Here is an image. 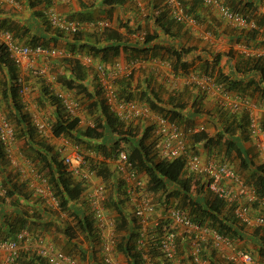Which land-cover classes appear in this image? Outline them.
I'll list each match as a JSON object with an SVG mask.
<instances>
[{"label":"trees","instance_id":"16d2710c","mask_svg":"<svg viewBox=\"0 0 264 264\" xmlns=\"http://www.w3.org/2000/svg\"><path fill=\"white\" fill-rule=\"evenodd\" d=\"M16 1L22 2V0ZM125 1L105 0L110 5ZM223 1L233 10L242 13L249 19L251 18L244 12V9L238 8L237 5L230 2L233 0ZM48 3L50 4L51 0H48ZM250 3L253 4L252 1ZM184 5L188 14L193 16L196 21H201L197 15L192 13L191 9H188L185 0ZM33 14L35 19L20 24L3 17L4 12L0 8V28L12 31L15 37L20 42L22 41V43L32 46L38 44L46 45L44 35L48 34L50 28L53 27L49 23L45 13L37 9ZM254 16H258L256 19L251 18L257 22V27L250 29L233 27L231 30L232 42L264 48V13ZM170 17L172 23H181L171 15ZM44 18H47L48 23H45L46 20ZM33 28V33H31ZM117 36L118 34L109 31L108 28L102 31L101 34H96L97 39L95 43L81 42L83 40L82 32L70 36L75 41L71 49H69V52L73 56L63 59L68 64L69 75L61 78L63 81V87H61L73 93L74 96L76 95L75 97L77 99H79L77 96H80V99L83 98L84 101L91 99L92 104L99 108L100 117L95 124L88 125L84 130L80 131V117H70L65 112L59 98L54 94L51 88L52 86L47 87L42 83L40 88L43 93L42 96L45 95L46 99L55 108L53 114L54 121L51 122L55 137L59 138L63 135H69L75 136L78 140L82 141L86 140L89 142L98 140L99 143L96 145V149L99 155L102 154L105 158L127 149L131 161L137 167L138 171L146 177L147 192L153 196V201L157 197L158 204L173 203L178 207L189 210L193 220L200 223H207L217 228L221 233L228 235L231 239L239 243L241 248L251 252L260 262L264 263V227H247L243 224L234 213L235 204H228L223 199L211 193L201 176L188 173L184 157L169 159L161 156L159 142L156 137H153L152 126L145 129V134L142 137H138V133L135 131V125L126 124L119 120L109 109L102 94L101 86L99 88L102 97L100 101H97L95 94L89 89L86 79L88 77V70L91 68L88 69L83 65L78 55H91L95 60L99 58V62L112 65V63L117 62L115 58L122 52V47L124 49L126 48V46L121 47V45L112 41ZM54 38L56 39L55 36ZM153 38L147 36L145 43H150ZM103 39L108 40L106 45L101 44ZM159 46H134V51L127 58L130 61L135 59L147 60L149 58H159L163 62H166L165 54H168L173 59L170 64L173 72L177 75H188L192 70H195V72L202 71L215 77L225 89L231 92L234 91L245 97H250L249 94L252 95L258 92L262 101H264L263 57L250 56L239 52L235 54L231 52L233 50L231 48L226 55L228 56L227 62H230L237 75L236 78H232V74L225 73L221 67L217 70L223 59V53H217L213 55L212 59L205 60L204 63L194 66L196 65L195 60L189 62L184 59V56L191 49L182 48L178 50L168 47L164 48L166 50L163 52L162 47ZM197 58H200L199 60L203 59L202 57ZM0 69L5 74L3 76H6L3 79V89L0 96L11 101L13 104L14 121L7 117L15 125L17 138H23L28 147L34 151V155L29 156H32L37 163L40 162L43 164L39 167L35 163L36 166L43 172H45L43 168L48 170L47 176L49 177L52 190L60 202L61 210L68 218L76 221V226L69 224L63 228L64 239L61 250L76 259V255L81 253L82 256H79L82 259H86L88 262L90 260L93 263L97 257H100V249L96 248V244L100 246L97 224L90 211L88 213L87 208L76 205L81 200L84 187L69 173L61 157V153L45 141L44 137L39 135L34 127L31 114L24 110L25 106L21 102L18 85L20 70L11 59L6 46L2 44H0ZM133 75V72H131L118 78L116 84L119 96L128 100H137L142 104L148 105L154 112L163 114L181 123L186 120L183 109H185V97L187 94L191 98H194V100L199 99L204 101L205 96L202 93H198L195 90L196 88H185L180 94H173L168 100H163L155 92L153 95L149 94L150 90L147 87H141L140 83L133 88ZM245 79L247 80L245 81ZM251 86H253L252 89H250ZM138 95L140 96L138 97ZM198 111L197 109L194 110L196 113ZM226 113L229 114L227 117L229 122L216 137L209 136L203 130L191 135L190 140L192 143H190V146L193 148V151L201 153L198 150L200 144L205 146L210 145L209 147L207 146L209 157L228 162L237 170L239 176L244 178L248 184L254 186L260 196L264 197V162L256 163L250 154L249 148L245 146V142L253 139L249 130V113L245 109L239 112L229 111ZM194 116H197V114ZM75 131L78 132L76 135L74 134ZM222 141L223 143L221 144ZM124 144H128L129 147L124 146ZM216 144H220V151L213 149V146ZM101 150L102 153H100ZM94 152L96 151L94 150ZM236 157L240 161L238 169L236 168L234 160ZM90 159L92 160L94 158L91 157ZM99 166L98 174L106 182L107 187L112 188L107 205L110 212L113 211L116 214V230L118 234L117 251L125 256L129 264H142V257L136 246L139 234L138 220L134 216L133 209L131 211L133 215H130L128 213L129 211L126 210L129 202L125 196L122 181L112 170L107 160H101ZM0 176L2 177L1 186L5 189V191H2L4 194H0V238H14L16 233L24 227L31 229L42 228L46 230H43L46 233L50 229L47 226V224H50L48 217L51 216V212L53 211L43 206L44 201L34 194L33 191L29 190L24 183L18 180L16 171L13 172L9 168L1 143ZM195 187L199 189L196 190ZM25 205L30 207L34 214L30 213V210ZM8 208L13 209V211L9 212ZM256 208H259L260 212L264 214V207L259 206V203H257ZM43 223L45 224L41 227ZM78 232L83 233L86 239L89 240V248L85 249L77 241ZM180 247L182 246L180 245ZM30 256L25 253V257L23 258L25 264H48L45 259ZM159 256L160 254L158 252L154 253L157 264H161V261L158 259ZM213 264L222 263L215 261Z\"/></svg>","mask_w":264,"mask_h":264},{"label":"built area","instance_id":"2783aa9c","mask_svg":"<svg viewBox=\"0 0 264 264\" xmlns=\"http://www.w3.org/2000/svg\"><path fill=\"white\" fill-rule=\"evenodd\" d=\"M202 2L216 9L223 19L235 27L241 29L256 27L255 21L233 10L223 0ZM165 6L178 22L186 25L197 24L196 19L187 13L184 0H165ZM46 15L52 27L66 34L74 35L85 27L82 22L62 15L52 6L47 9ZM90 26L102 30L109 27L110 22L100 20L92 22ZM0 44L6 46L11 59L20 70L18 76L20 96L25 109L30 110L34 127L42 137H55L51 123L44 119L39 111L32 110L31 104L27 101V85L23 73L31 70L38 58L63 59L72 57L73 54L54 46L44 44L32 46L22 43L13 32L1 28ZM242 51L247 55L264 58V48L243 47ZM78 57L88 69L93 68L106 103L119 120L126 124L148 121V125L153 127V137L159 142L161 156L169 159L184 157L188 173L201 176L211 193L228 204H235L234 213L243 224L247 227H264V214L256 208L257 203L264 207V197L260 196L256 188L239 176L237 170L228 162L205 157L189 148L188 136L205 130L204 126L188 129L177 120L154 112L148 105L121 98L116 84L121 71L119 63L112 65L96 63L91 55L80 54ZM139 63L140 61H134L132 64L136 66ZM190 81L207 92H216L218 102L224 109L232 112L247 110L250 134L256 140L259 150L264 151V101L258 104L251 97L231 92L217 84L208 74H192ZM51 88L65 112L72 118L79 117L81 102L73 93L53 86ZM59 139L57 151L61 153L69 173L84 187L81 199L85 201L86 207L96 221L100 237L99 255L104 264L124 263L119 261L116 254L118 244L116 214L110 212L106 206L108 187L98 174L101 160H107L122 181L125 196L138 220L139 234L136 246L142 257V264H157L155 252L160 254L158 259L161 264H213L215 261L222 264H264L217 228L193 220L189 210L173 203H155L153 196L147 192L145 179L131 161L127 151L121 150L108 158L102 154L92 156L94 159L91 160L90 154L71 147L65 137ZM0 143L9 167L18 174V180L39 196L45 205L59 209L60 202L52 190L49 177L21 152L15 125L1 110ZM25 253L31 255L30 257L45 259L48 264H80L76 258L63 252L46 237L35 235L28 228L20 229L14 238H0V264H25L23 262Z\"/></svg>","mask_w":264,"mask_h":264},{"label":"crops","instance_id":"0c3cea01","mask_svg":"<svg viewBox=\"0 0 264 264\" xmlns=\"http://www.w3.org/2000/svg\"><path fill=\"white\" fill-rule=\"evenodd\" d=\"M251 1L253 4H249ZM230 2L237 5L238 8L244 9V12L254 19L258 17L254 15L264 13V0H233ZM185 3L188 9H191L192 13L200 18L201 21H198V24L185 25L177 22L172 23L165 6V0H140V2L126 0L123 3H114L111 5L107 4L105 0H51L50 4L48 0H22V2H17L16 5L12 3V5L17 7L21 5L19 7L20 9L9 10V13H5L3 17L9 21L24 24L25 21L35 19L33 14L35 10L38 9L45 13L48 7L52 6L62 15L82 22L85 27L81 31L83 36L81 42L89 43H95L97 39L96 34H101L105 30L95 29L90 24L100 20H107L110 22L108 30L118 34L112 41H115L121 47L126 46L125 49L122 47V52L115 58L119 61L117 63L121 65V69H128L130 60H128L127 56L132 54L134 46L145 47L160 45L163 52L166 50L164 48L168 47L178 50L182 48L191 49L184 56V59L189 62L195 60L196 65L194 66L204 63L205 60L212 59L213 55L217 53H223V59L217 70L221 67L225 73H230L232 74V78H236L237 75L234 72V68L230 62L226 61L228 56L225 55V51L231 48H239L237 44L231 41V30L235 26L223 19L216 9L206 6L202 0H185ZM22 7L28 10H22ZM33 30L34 28L31 30V33H33ZM44 36V42L49 46L57 47L55 45L58 44L59 46L60 44L66 43L72 46L75 43L69 35L61 33L57 29L48 32ZM147 36L150 38L154 37L148 44L145 43ZM107 43L108 40L106 39H103L101 42L102 45H106ZM240 52H242L241 49ZM197 57H202L203 59L199 60L200 58ZM165 59L166 62L161 61L159 58L158 60L151 58L148 62H145L137 70L140 77L138 80L135 79V82H142L144 84L142 87H147L150 90V92L148 91L149 94L153 95L155 92L163 100H168L173 94L178 95L185 88L189 87L185 86V82H188L187 76L181 78L179 75L170 72L172 71L170 69V63L173 60L170 55L165 54ZM97 62H99V58L96 59ZM89 71L91 70H88V73H91ZM177 81L180 83H177ZM135 82L132 85L133 88L136 87L134 86L136 84ZM253 100L260 104L262 98L259 97ZM259 114L260 116L262 115L260 112ZM198 148L203 156L209 157V151L205 145L200 144ZM76 205L78 206L79 204ZM10 208H8V211H13ZM48 218L59 223V220L53 219L52 216Z\"/></svg>","mask_w":264,"mask_h":264},{"label":"rangeland","instance_id":"374dc122","mask_svg":"<svg viewBox=\"0 0 264 264\" xmlns=\"http://www.w3.org/2000/svg\"><path fill=\"white\" fill-rule=\"evenodd\" d=\"M0 8L1 11L5 13H9L10 11L13 10H18L20 9L19 7H21V5L14 6L17 4V2H14L12 5L11 2L6 1V0H0ZM26 9L25 7H22V10ZM28 10V9H26ZM46 21L45 23H48L47 18H44ZM18 22H22V21H18ZM2 29V28H1ZM55 30L53 28H50V31ZM72 36V35H69ZM22 42V41H21ZM57 44V43H56ZM48 45V44H47ZM239 46V48H232L233 50L231 52L235 53L240 52V49L242 51V47H245L246 45L244 44H237ZM253 45V44H251ZM61 49L64 50H68V52L70 51L69 49H71V45L66 44H60L58 46L55 45ZM248 48H258V47H254V46H247ZM262 48V47H260ZM230 50V49H229ZM225 51L226 53H228V51ZM225 53V55H226ZM243 54V53H242ZM64 59V58H63ZM63 59H55V58H50V59H39L35 62V68L33 67L31 69V71H26L23 73L25 81H26V85H27V92H26V99L27 101H29V103L31 104L32 110H37L41 113V116L46 119L47 121H49L50 123L54 121V106L48 101V99H46L45 95L42 96V90L41 88V84H45L47 87L48 86H53L54 88H59V89H64L62 88V77L69 75V71H68V64L66 63V60ZM63 61V62H62ZM227 61V60H226ZM119 62V61H117ZM39 67V68H38ZM91 73H88V77L86 79V83L89 87V89L92 91V93L95 94V97L97 99V101H100V99H102L101 97V93L99 92V88H100V84L97 80V77L95 76L94 70L90 69ZM133 72V71H132ZM129 72L127 71V69H121V71L119 72L118 78L121 77L122 75H127ZM4 72L1 71L0 69V93L2 92L3 89V79L6 76H3ZM133 78H132V85L135 82V79L138 80L139 73H137V70L133 72ZM5 75V74H4ZM3 77V78H2ZM117 78V79H118ZM182 78V77H181ZM89 79V80H88ZM33 81V82H31ZM181 81V80H180ZM179 81H177L178 83ZM136 84L134 86L138 85V82H135ZM139 83L141 84L140 86L142 87V85H144L142 82L139 81ZM180 83V82H179ZM62 86V87H61ZM190 87V86H188ZM54 92V91H53ZM41 93V96H40ZM197 94V92H195ZM199 93V92H198ZM254 94V95H253ZM252 95L249 94L250 97L252 98H259L260 95L259 93L257 94V92L253 93ZM248 95V94H247ZM76 96V95H75ZM140 95H138L139 97ZM79 99V101L81 102V109L79 111V117H80V124H79V130H84L88 125H93L96 123V121L98 120V118L100 117V110L99 108L92 104V100L91 99H86L85 101L82 99H80V96H77ZM186 101H185V109H183L184 115L186 117V120L182 122V124H185L186 128H192L196 125L199 126H204L205 127V132L209 135V136H214L216 137L218 135V133L224 128V126L229 122L227 120L228 117V113L229 110L223 109L220 107L219 103H217V100L214 97L208 96L204 97V101H201L199 99H195L191 98V96H189L187 94V96L185 97ZM21 102L23 103L22 97L20 96ZM184 101V100H182ZM0 109L2 110V112L8 116L12 121H14L13 116H14V110H13V104L11 101L3 98L0 96ZM197 109L199 110L197 113L194 112V110ZM24 110L26 112L29 113L30 110H26L24 108ZM231 112V111H230ZM197 114V116H194L193 114ZM30 114V113H29ZM190 117H189V116ZM192 116V117H191ZM217 119V120H216ZM148 124V121H138L137 123L133 124L136 126L135 131H137L138 133V137H142L145 134V126ZM78 132L75 131L74 134L76 135ZM190 134L188 136L189 142L192 143V141L190 140L191 138ZM61 137H65L66 140L69 142V145H71V147L80 150L84 153H88L91 155V157L93 156H98L99 153L97 151V146L99 141L98 140H93V141H86V140H78L75 136H69V135H63ZM44 140L47 141L51 146L54 147V149H56L57 144L59 142V138L57 137H44ZM223 143V141L221 142V144ZM18 146L20 147L21 152L32 162L38 164L39 167H41L43 164L35 161V159L32 158V156L29 155H34V151H32L28 145L24 142L23 138H18ZM124 146L129 147L128 144H124ZM207 146L209 147L210 145H206L205 147L207 148ZM245 146L247 148H249L250 150V154L253 156L254 160L256 163H262L264 162V155L261 154L259 152V150L257 149L256 146V140L253 138L250 141L245 142ZM130 149V148H129ZM213 149H215L216 151H220V144H216L213 146ZM94 150L96 152H94ZM127 150V149H125ZM223 150V149H222ZM225 151V150H224ZM100 153H102V150L100 151ZM224 155V154H223ZM230 160V159H228ZM235 165L236 168L238 169L239 166V159L238 157H236L235 159ZM233 162V161H232ZM234 163V162H233ZM45 170L46 173H48V170L43 168ZM13 172H15L14 169H12ZM141 176L145 179L146 177L141 174ZM196 188V187H195ZM2 186L0 184V190H2ZM111 189L108 186V192L109 194L111 193ZM199 189V188H198ZM196 188V190H198ZM206 191V190H204ZM207 193V192H206ZM157 197H155V203L157 202ZM29 210L30 213L34 214V212L32 211V209H30V207L26 206ZM34 210V209H33ZM126 210L129 211L128 213L131 214L132 211V205H130L129 203L126 206ZM35 211V210H34ZM51 215L53 217V219L55 220H59V223L54 222L53 220H48L50 222V224H47V226H49V230H47L48 234L46 232V235L52 240L53 242L55 241V244H57L59 247L63 248V237H64V232H63V228L66 227L67 225H72V226H76V221L68 218V216H61V214L59 213V211L53 210V212H51ZM45 223H43L41 225V227H43ZM62 228V229H61ZM38 230H45L42 228H37ZM48 229V227H47ZM46 231V230H45ZM58 238V239H57ZM78 242H80L83 247L85 249L89 248V240L86 239V237L84 236L83 233H79L78 232V237L76 238ZM96 248L100 249L99 244H96ZM117 257L119 259V261L121 263L124 264H129L128 260L125 258V256L122 255V253H120L119 251H117ZM79 255H81V253H79ZM79 255H76L78 261L80 262V264H104L102 262V260L100 259V257H97L95 259V261L92 263V261L89 260V262L86 259H82V257H80ZM82 256V255H81Z\"/></svg>","mask_w":264,"mask_h":264},{"label":"clouds","instance_id":"9594fccd","mask_svg":"<svg viewBox=\"0 0 264 264\" xmlns=\"http://www.w3.org/2000/svg\"><path fill=\"white\" fill-rule=\"evenodd\" d=\"M6 1H9V0H6ZM16 0H13L12 2L11 1H9V2H11V3H14ZM227 4V3H226ZM50 7V6H49ZM48 7V8H49ZM213 8V7H212ZM47 11V10H46ZM45 14H46V12H45ZM47 16V15H46ZM193 17V16H192ZM250 20H252V19H250ZM254 21V20H253ZM256 22V21H255ZM197 24H198V21H197ZM186 25V24H185ZM52 26V25H51ZM256 27H257V23H256ZM106 28H108V27H106ZM106 28H104V29H106ZM255 28V27H254ZM53 29H56V28H54L53 27ZM103 29V30H104ZM250 29V28H249ZM58 30V29H57ZM58 31H60V30H58ZM12 32V31H11ZM63 33V32H62ZM66 34V33H65ZM68 35H70V34H68ZM15 36V35H14ZM245 47H247V46H245ZM243 48V47H242ZM250 49H260V48H250ZM242 53H244L243 51H242ZM244 54H246V53H244ZM247 55V54H246ZM250 56H252V55H250ZM258 57V56H257ZM94 58V57H93ZM149 59H151V58H149ZM149 59H147V60H145V59H135V60H132V61H130V63H129V66H128V69H127V71L129 72V73H131L132 71L134 72V71H136V70H138L143 64H145V62H148L149 61ZM153 59H156V58H153ZM156 60H158V59H156ZM96 61V60H95ZM134 61H140V63L139 64H137L136 66H134L132 63L134 62ZM162 61V60H161ZM117 63V62H116ZM112 64H114V63H112ZM134 66V67H133ZM90 69V68H89ZM91 69H93V68H91ZM170 69L172 70V71H170L172 74L174 73L173 72V69H172V66L170 67ZM128 73V74H129ZM175 75H177L176 73H174ZM192 74H198V75H203V74H207V73H205V72H195V70L193 71H191L188 75H179L180 77H183V76H187L186 78H188L187 79V81L188 82H185V86L186 87H188V86H190L189 88H196L195 90L197 91V92H199V93H202V95H204L205 97H207V95L208 96H211V97H214L216 100H217V103H219L218 101V99H217V97H216V92H214V91H212V92H207L206 90H204V89H202L200 86H198L195 82H191L190 81V76L192 75ZM209 75V74H208ZM211 76V75H210ZM97 77V76H96ZM213 77V76H212ZM214 78V80H215V82L217 83V84H221V83H219V81H217L216 79H215V77H213ZM98 80V79H97ZM118 80V79H117ZM222 85V84H221ZM223 86V85H222ZM232 92H234V91H232ZM103 94V93H102ZM252 98V97H251ZM137 101V100H136ZM139 102V101H138ZM220 105V104H219ZM221 108H223L222 106H220ZM224 109V108H223ZM227 110V109H226ZM179 122V121H178ZM181 125H183V126H185V124H182L181 122H179ZM196 126H199V125H196ZM147 127H151V126H149L148 124L145 126V129L147 128ZM188 146H189V148L191 149V150H193V148L190 146V142L188 141ZM257 146V145H256ZM198 150H199V148H198ZM259 150V149H258ZM125 151H127V150H125ZM200 151V150H199ZM128 152V151H127ZM201 152V151H200ZM259 152L261 153V154H263L264 155V151H261V150H259ZM203 155V154H202ZM210 158V157H209ZM10 168V167H9ZM11 169V168H10ZM12 170V169H11ZM47 174V173H46ZM1 180H2V177L0 176V184H1ZM2 191H5V189H3V190H0V194H4ZM109 192H108V199H109ZM108 199H107V201H108ZM77 204H79L78 205V207H83V208H87L86 207V204H85V201L84 200H80ZM43 206H46V207H48L49 209H51L52 211L53 210H56V211H59V213L61 214V216H65L66 217V214L61 210V206H60V208L59 209H53L52 207H49V206H47V205H45V203H44V205ZM106 206L108 207V205H107V202H106ZM88 209V208H87ZM88 213H89V209H88ZM112 213L113 214H115L113 211H112ZM52 216V215H51ZM49 220H51L50 218H49ZM54 221V220H53ZM24 228H28L33 234H35V235H42V236H44V237H46L49 241H51V242H53V240H52V238L50 239L47 235H46V233L44 232V231H40V230H38V229H31V228H29V227H24ZM54 244H55V241L53 242ZM58 248H60L61 249V247H59L57 244H55ZM25 257V255H23V258ZM100 259H101V257H100ZM103 262V261H102Z\"/></svg>","mask_w":264,"mask_h":264}]
</instances>
